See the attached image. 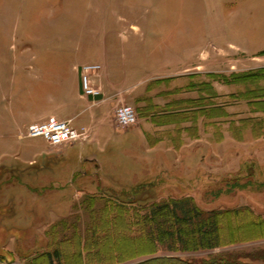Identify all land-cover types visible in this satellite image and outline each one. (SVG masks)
Segmentation results:
<instances>
[{
	"label": "rangeland",
	"instance_id": "obj_1",
	"mask_svg": "<svg viewBox=\"0 0 264 264\" xmlns=\"http://www.w3.org/2000/svg\"><path fill=\"white\" fill-rule=\"evenodd\" d=\"M21 52H73L113 75L132 68L119 108L132 107L137 120L106 121L85 152L78 142L61 158L67 144L26 131L0 140V264H49L56 248L64 263L80 264L77 235L85 243L93 226L100 240L88 248L103 261L129 254L125 221L106 236L108 205L145 214L176 200L245 213L221 219L231 241L223 247L112 264H264V0H0V123L20 109L39 115L49 95L52 76L15 71Z\"/></svg>",
	"mask_w": 264,
	"mask_h": 264
},
{
	"label": "crops",
	"instance_id": "obj_2",
	"mask_svg": "<svg viewBox=\"0 0 264 264\" xmlns=\"http://www.w3.org/2000/svg\"><path fill=\"white\" fill-rule=\"evenodd\" d=\"M95 39H97V37H95ZM94 49L96 48H93V50ZM19 62V65H16L14 69L15 71H20V76L29 77L32 74L52 76V79L47 81L51 87L46 90L49 93L46 98L47 101L41 98V107L44 109L39 115L33 114L32 118H26L25 115H23L25 112L20 109L21 113H12L10 122H3L5 124L0 123V140L6 141L13 139V136L16 134L18 138H20V134L26 131L29 126L43 123L50 118H56L70 121L73 128L85 130L87 132L89 136L88 140L79 141V143L81 142L79 148H82V151L85 152L86 146H90V144L95 141L93 139L94 137L92 138L91 136L93 133H96L95 130L100 124L110 121L114 127L118 128L115 121V112L119 108L120 99H122L123 96L124 86L121 82L124 80L125 82H133L135 73L132 71V68L127 69L121 66L119 69L123 68V76L113 75L111 71H103L100 69L99 71L89 72L88 75L91 85L99 94L96 96H85L83 94L81 67L86 64V61L78 59L73 52L62 54L36 53L32 56H28L27 53L21 52L19 55ZM97 76L99 77L97 78ZM133 91L128 97H137V93ZM54 94L61 95L55 97ZM45 109L49 110V112H44ZM77 143L65 145L63 149L60 150L59 157H66V155L73 150V147L78 146ZM92 156L95 155L92 153L88 155V157ZM93 160L94 158H86L88 163H91Z\"/></svg>",
	"mask_w": 264,
	"mask_h": 264
},
{
	"label": "trees",
	"instance_id": "obj_3",
	"mask_svg": "<svg viewBox=\"0 0 264 264\" xmlns=\"http://www.w3.org/2000/svg\"><path fill=\"white\" fill-rule=\"evenodd\" d=\"M107 208L108 211L105 213L107 212L110 217L101 220V224L106 228L107 238L108 235H114V225L125 221L126 230L123 232H125L124 236L128 240L124 241L133 242L135 251L128 254V251L119 249V256L108 253L109 258H105V261L108 262L105 264L125 262L138 256L153 255L161 249L171 252H197L223 247L230 244L231 241L225 239L226 234L221 227V219L227 218L228 215L235 216L237 214L240 216L245 213L244 210L235 212L214 210L205 213L199 210L191 200L153 203L145 214L140 212H132L131 214L125 204L112 203ZM131 227L141 234H134L136 231ZM97 228L93 226L91 238H88L85 243H83L81 236L76 234L78 236V245L75 248L76 257L80 264H87V260L93 259L99 263L105 262L101 258L103 257L102 253L93 252L92 249L88 248L89 245L91 247L98 245L100 238L97 234ZM139 243H145L146 249H141L139 246L137 248L136 245ZM85 250L88 254L87 257L84 256ZM46 257L49 264H66L60 248H56L53 252H47ZM156 263L181 264L182 261L156 258L139 264Z\"/></svg>",
	"mask_w": 264,
	"mask_h": 264
},
{
	"label": "built area",
	"instance_id": "obj_4",
	"mask_svg": "<svg viewBox=\"0 0 264 264\" xmlns=\"http://www.w3.org/2000/svg\"><path fill=\"white\" fill-rule=\"evenodd\" d=\"M99 65H85L81 67L83 94L96 96L99 92L91 85L89 72L99 70ZM137 113L130 106H123L116 110L115 121L120 126H129L136 122ZM26 136L30 139L42 138L52 146L77 143L87 138L85 130H77L72 127L70 121L50 118L49 120L33 124L26 130Z\"/></svg>",
	"mask_w": 264,
	"mask_h": 264
}]
</instances>
